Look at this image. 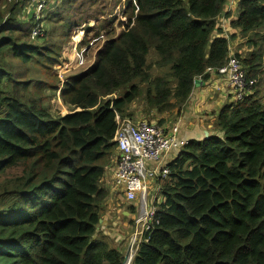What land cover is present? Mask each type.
Masks as SVG:
<instances>
[{"label":"trees","instance_id":"obj_1","mask_svg":"<svg viewBox=\"0 0 264 264\" xmlns=\"http://www.w3.org/2000/svg\"><path fill=\"white\" fill-rule=\"evenodd\" d=\"M4 1L0 264H126L124 250L96 239L108 194L102 181L119 158L117 117L131 118L136 101L158 113L181 108L199 77L228 63L233 36L216 37L228 0H122L118 33H104L94 65L62 85L70 112L55 117L42 91L61 85L43 76L53 79L60 48L31 41V23L25 31L5 18L16 8L3 11ZM238 8L232 27L259 37L264 0H239ZM71 26L70 40L94 23ZM235 56L253 93L222 108L217 133L191 141L167 166L155 222L132 264H264V67L258 54ZM15 61L34 69L26 75Z\"/></svg>","mask_w":264,"mask_h":264},{"label":"crops","instance_id":"obj_2","mask_svg":"<svg viewBox=\"0 0 264 264\" xmlns=\"http://www.w3.org/2000/svg\"><path fill=\"white\" fill-rule=\"evenodd\" d=\"M239 1L228 0L226 7L219 17L218 28L223 34H217L216 37L223 36L231 39V36L240 35V30L232 27V23L238 20ZM233 41V40H232ZM241 39L237 38L236 42L230 41L231 57L234 54H242L239 50ZM156 59L157 55L155 54ZM157 70L155 74H160ZM208 79H200L199 87H194L189 101L181 108L158 113L156 111L147 110L145 104L133 103L130 112L133 116L129 119L139 122L148 121L150 123H158L163 127L169 136H173L178 140L184 141H202L207 136H214L218 128L216 123L222 108L235 102L234 91L230 87L229 82L217 75L209 74ZM174 128L178 129L174 133ZM181 151L173 150L164 154L158 162L152 163V169H162L169 164L175 162ZM114 163V161H113ZM115 165L106 174L102 181V187L107 191V199L105 207L101 213L100 226L97 231V237H103L119 249H126L127 254L130 250V239L133 236V221L136 213L142 205L140 200L136 202H128L125 198V191L122 188H116L114 185ZM151 199H149V209L155 207V203L160 202L162 185L160 181H152ZM133 209H135L133 211ZM125 241L124 244L121 243Z\"/></svg>","mask_w":264,"mask_h":264},{"label":"rangeland","instance_id":"obj_3","mask_svg":"<svg viewBox=\"0 0 264 264\" xmlns=\"http://www.w3.org/2000/svg\"><path fill=\"white\" fill-rule=\"evenodd\" d=\"M121 1L122 0H54L44 13L38 14L34 8H32L31 11L28 10L27 8L29 6L25 7L20 0H5L3 3V11H6L8 8H16L13 15L7 14L5 18H12V16L16 17L17 22L22 23L25 31H27L26 23H31L30 31H35L37 29L41 30V34L38 37L33 39L31 36V41L35 44L41 47L55 45L57 48H60L61 56L59 58V63L50 71L53 79H47L43 76V80L57 82L59 86L62 84V81L67 83L92 67L93 63L96 62L98 51L101 50L106 42L102 39L104 33H109L111 29L113 30L111 35H116L118 33L113 25L118 18ZM73 4H75V6H73ZM122 5L124 6L123 2ZM53 19H55V21ZM57 21L64 26L60 31L61 36L57 33V24L55 23ZM92 23H94V27L90 28V26H88L90 29L89 35H85L83 44L75 51V33L71 36L70 40V32L67 34L66 31L68 26L70 24L73 26L81 24L90 25ZM239 37L241 42L239 50L237 51H242L241 55L249 58L252 57L253 54H258L262 58L261 63L263 62L264 67V32H262L259 37H255L254 34L244 36L240 33V35H234L233 41L231 39V42H236ZM14 65L17 70L21 69L23 73H26L25 71L28 69L31 71L34 69V67L30 66H21L20 63L16 61ZM27 77L30 78L31 74ZM259 89L258 87L257 90ZM60 91H62V89L56 90L51 87H45L42 91V95L47 98L45 105L50 109L54 117L57 115H66L70 112L69 108L60 98ZM29 95L34 97L41 96L39 90H33ZM119 95H123V93H119ZM259 98L264 100V88L259 92ZM140 102L141 101H136V103ZM148 186L149 199H151L153 185L150 181L148 182ZM97 238L106 241L103 237H96V239ZM106 242L109 243L111 247L117 248L109 241ZM124 242L125 241L121 240L122 244H124ZM124 252L127 256V248L124 249Z\"/></svg>","mask_w":264,"mask_h":264},{"label":"built area","instance_id":"obj_4","mask_svg":"<svg viewBox=\"0 0 264 264\" xmlns=\"http://www.w3.org/2000/svg\"><path fill=\"white\" fill-rule=\"evenodd\" d=\"M53 1L22 0L26 7L29 6L28 10L31 11L34 8L38 14L44 13ZM84 31L83 28L76 29V47L82 42ZM40 34L41 30L39 29L32 31L33 39ZM205 74H217L225 78L234 91L235 102H242L253 93L254 82L247 81L246 69L235 55L230 58L225 66L216 70L209 68ZM200 79L202 77H199L198 80ZM64 83L62 81V84ZM60 89H63L62 86ZM117 118L118 122L121 120L123 122H120L117 131L118 152L121 153V160L115 172L114 185L118 189H124L125 198L128 202L133 203L140 200L142 204L133 221L134 233L130 239V253L128 256V262L131 263L146 234L151 231L157 213V203H155L153 209L148 208V182L160 181L162 185L170 174L168 167L152 169L150 165L158 162L164 154L170 151H182L183 148L189 145L190 141L178 140L173 136H169L158 123L135 122L129 118ZM177 132L178 129L174 128V133Z\"/></svg>","mask_w":264,"mask_h":264},{"label":"clouds","instance_id":"obj_5","mask_svg":"<svg viewBox=\"0 0 264 264\" xmlns=\"http://www.w3.org/2000/svg\"><path fill=\"white\" fill-rule=\"evenodd\" d=\"M20 1H22V0H20ZM22 3H23V2H22ZM23 4H24V6L26 7V4H25V3H23ZM53 10H54V9H53ZM125 11H126V10H125ZM5 22H7V21H4L0 26L4 25ZM75 32H76V31H75ZM85 32H86V31H84L83 40H82V42L78 45V47L81 46V45L83 44V42H84L85 35H86ZM78 47H76V45H75V51L78 49ZM93 65H94V63H93ZM93 65H92V66H93ZM62 85H63V84H61V86H62ZM61 86H60V88H61ZM60 88H59V89H60ZM129 253H130V250H129L127 256H126V258H127V261H126L127 263H126V264H129V262H128V256H129ZM136 254H137V253H136ZM134 257H135V256H134ZM134 257H133V259H134ZM133 259H132V261H133ZM132 261H131L130 264H132Z\"/></svg>","mask_w":264,"mask_h":264},{"label":"bare ground","instance_id":"obj_6","mask_svg":"<svg viewBox=\"0 0 264 264\" xmlns=\"http://www.w3.org/2000/svg\"><path fill=\"white\" fill-rule=\"evenodd\" d=\"M239 1V0H238ZM123 122V121H122ZM117 141H118V139H117ZM118 143V142H117ZM119 153V158H118V160H117V163H116V167H115V172H116V169H117V167H118V163H119V161L121 160V153L120 152H118ZM114 177H115V173H114ZM114 182V181H113Z\"/></svg>","mask_w":264,"mask_h":264},{"label":"water","instance_id":"obj_7","mask_svg":"<svg viewBox=\"0 0 264 264\" xmlns=\"http://www.w3.org/2000/svg\"><path fill=\"white\" fill-rule=\"evenodd\" d=\"M199 83H200L199 80H196V81H195V86H196V87H199ZM208 138H209V136H207L206 139H208ZM126 263H127V262H126ZM129 264H130V263H129Z\"/></svg>","mask_w":264,"mask_h":264}]
</instances>
